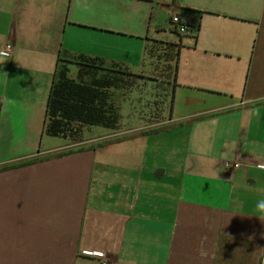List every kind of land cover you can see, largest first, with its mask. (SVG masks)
<instances>
[{"label":"crops","instance_id":"obj_1","mask_svg":"<svg viewBox=\"0 0 264 264\" xmlns=\"http://www.w3.org/2000/svg\"><path fill=\"white\" fill-rule=\"evenodd\" d=\"M60 53L129 72L68 150ZM262 200L264 0H0V264H264Z\"/></svg>","mask_w":264,"mask_h":264},{"label":"trees","instance_id":"obj_2","mask_svg":"<svg viewBox=\"0 0 264 264\" xmlns=\"http://www.w3.org/2000/svg\"><path fill=\"white\" fill-rule=\"evenodd\" d=\"M65 57H70L68 60L77 66L75 78L69 76L70 69L62 63ZM104 66V61L95 58L66 53L58 55L49 89L43 133L72 140L70 134L85 126L116 127L118 109L112 94L125 80L115 78L112 70Z\"/></svg>","mask_w":264,"mask_h":264},{"label":"built area","instance_id":"obj_3","mask_svg":"<svg viewBox=\"0 0 264 264\" xmlns=\"http://www.w3.org/2000/svg\"><path fill=\"white\" fill-rule=\"evenodd\" d=\"M171 23L175 26L179 34L190 33L192 35H195L197 33V28L187 25L185 22L181 20L178 14L172 15ZM12 50H13V45L11 42H9L3 46L2 53L8 55L12 52ZM225 166L227 168H233V169L239 168V164L237 163L226 162ZM82 253L93 257L98 264H113L105 254L99 252H82Z\"/></svg>","mask_w":264,"mask_h":264},{"label":"rangeland","instance_id":"obj_4","mask_svg":"<svg viewBox=\"0 0 264 264\" xmlns=\"http://www.w3.org/2000/svg\"><path fill=\"white\" fill-rule=\"evenodd\" d=\"M70 57H65L64 58V61H62V63L63 64H65L66 66H67V68L68 69H70V77L72 78L73 76L71 75V71L73 72V70L75 69V68H77V66L73 63V61L72 62H70L68 59H69ZM104 68H106V69H111L112 71H111V74L112 75H114V77L115 78H122V79H124V80H126L127 79V77L129 76V72L125 69V68H123V67H120V66H114V65H111V64H108V63H105V66H104ZM114 70V71H113ZM172 69H171V75H172ZM124 72V73H123ZM162 79H165V78H162ZM85 127H82V128H80V130H78L77 132H75V131H73L71 134H70V137L72 138V141L73 142H71V145H69L67 148H66V150H68V149H73V148H75V145L77 144V143H80L81 142V138H83V136H85V137H90L89 135H91V134H89L88 132H84V129ZM93 130H98L97 129V127H95ZM99 130H101L100 128H99ZM102 136H100V137H96V138H101Z\"/></svg>","mask_w":264,"mask_h":264},{"label":"clouds","instance_id":"obj_5","mask_svg":"<svg viewBox=\"0 0 264 264\" xmlns=\"http://www.w3.org/2000/svg\"><path fill=\"white\" fill-rule=\"evenodd\" d=\"M256 207L258 212L264 214V200L258 201ZM259 218L264 219V215H261Z\"/></svg>","mask_w":264,"mask_h":264}]
</instances>
